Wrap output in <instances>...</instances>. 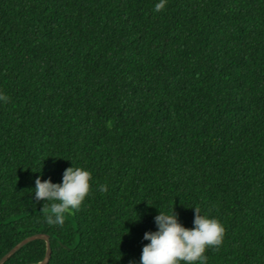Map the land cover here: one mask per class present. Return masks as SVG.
<instances>
[{
    "label": "trees",
    "instance_id": "trees-1",
    "mask_svg": "<svg viewBox=\"0 0 264 264\" xmlns=\"http://www.w3.org/2000/svg\"><path fill=\"white\" fill-rule=\"evenodd\" d=\"M154 2L0 0V257L41 233L45 264H138L157 211L197 206L207 264H264V0ZM70 163L89 193L49 226L30 189Z\"/></svg>",
    "mask_w": 264,
    "mask_h": 264
},
{
    "label": "clouds",
    "instance_id": "clouds-1",
    "mask_svg": "<svg viewBox=\"0 0 264 264\" xmlns=\"http://www.w3.org/2000/svg\"><path fill=\"white\" fill-rule=\"evenodd\" d=\"M165 4L166 0H155L153 11L159 12ZM7 100L8 97L0 93V103ZM90 178L87 169L71 163L63 170L59 183L48 179L41 181L37 175L33 180L34 187L30 189V198L33 206L40 201L47 204L43 222L49 226H61L65 215L78 210L88 195ZM97 190L104 192L106 186L100 184ZM190 209L193 213L190 228L178 222L173 209L170 212L157 211L152 218L155 231H145L142 235V240L147 243L141 246L138 264H207L205 250L220 245L223 225L215 217L201 214L197 206Z\"/></svg>",
    "mask_w": 264,
    "mask_h": 264
},
{
    "label": "water",
    "instance_id": "water-1",
    "mask_svg": "<svg viewBox=\"0 0 264 264\" xmlns=\"http://www.w3.org/2000/svg\"><path fill=\"white\" fill-rule=\"evenodd\" d=\"M35 239H41L45 243V251H44V257L42 258L41 261L31 263V264H45L47 262L49 256H50V248H49V239L46 234H41V233H35L32 235H29L19 242H17L11 249H9L4 255L0 257V264H2L4 261H6L12 254H14L20 247H22L24 244L35 240Z\"/></svg>",
    "mask_w": 264,
    "mask_h": 264
}]
</instances>
